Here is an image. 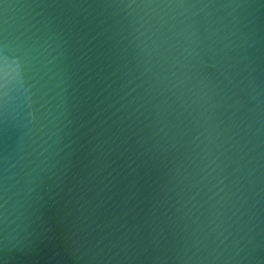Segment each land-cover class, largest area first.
I'll list each match as a JSON object with an SVG mask.
<instances>
[{"label":"water","instance_id":"water-1","mask_svg":"<svg viewBox=\"0 0 264 264\" xmlns=\"http://www.w3.org/2000/svg\"><path fill=\"white\" fill-rule=\"evenodd\" d=\"M0 264H264V0H0Z\"/></svg>","mask_w":264,"mask_h":264}]
</instances>
